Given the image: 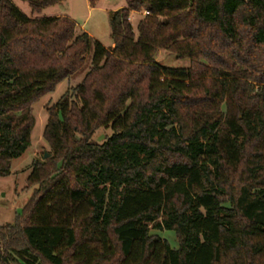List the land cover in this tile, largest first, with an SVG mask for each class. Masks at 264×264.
Returning a JSON list of instances; mask_svg holds the SVG:
<instances>
[{"label":"trees","instance_id":"16d2710c","mask_svg":"<svg viewBox=\"0 0 264 264\" xmlns=\"http://www.w3.org/2000/svg\"><path fill=\"white\" fill-rule=\"evenodd\" d=\"M125 1L107 48L0 0V176L30 145L32 103L83 73L47 108L49 156L0 225V264H264V0Z\"/></svg>","mask_w":264,"mask_h":264},{"label":"rangeland","instance_id":"374dc122","mask_svg":"<svg viewBox=\"0 0 264 264\" xmlns=\"http://www.w3.org/2000/svg\"><path fill=\"white\" fill-rule=\"evenodd\" d=\"M21 12L31 17H51L56 14L71 18L79 29L82 26L83 31L94 34L103 46L109 48L112 45L109 29V11L118 7L119 4L125 6V0H99L94 7H91L88 0H63L60 4L46 7L40 14H31L28 4L22 0H10ZM119 9V8H117ZM144 12L131 11L129 20L133 30L136 33L138 21L142 18ZM156 61L163 66L187 67L188 58H177L175 55L159 50L155 54ZM83 73L70 80L58 82L53 91L43 95L32 103V115L34 123L30 133V145L17 158L10 161V173L7 176H0V225L12 224L16 213H19L22 207L28 202L34 189L32 186L27 188V177L31 170V164L34 159H41L44 153L49 156L50 148L43 139V129L47 119V108L56 102L64 91L75 86L82 78ZM110 134L109 129L99 128L93 135L96 142H102ZM47 156V157H48ZM151 232H155L151 230ZM162 237L169 240L172 246L177 245L174 234L170 231L160 232Z\"/></svg>","mask_w":264,"mask_h":264},{"label":"crops","instance_id":"0c3cea01","mask_svg":"<svg viewBox=\"0 0 264 264\" xmlns=\"http://www.w3.org/2000/svg\"><path fill=\"white\" fill-rule=\"evenodd\" d=\"M121 7H124V6L119 4L118 7L114 8L113 10H110V11H109V16H110V13H111L112 11L116 10L117 8H121ZM54 16H59V15L56 14V15H54ZM60 16H61V15H60ZM51 17H53V16H51ZM70 19H71V18H70ZM130 23H131V22H130ZM131 25H132V24H131ZM79 29H80V30H83V29H82V26H80ZM87 33H88L91 37H93L94 39H97V38H95V37H97V36H95V35L92 34L91 32L87 31Z\"/></svg>","mask_w":264,"mask_h":264},{"label":"water","instance_id":"95a60500","mask_svg":"<svg viewBox=\"0 0 264 264\" xmlns=\"http://www.w3.org/2000/svg\"><path fill=\"white\" fill-rule=\"evenodd\" d=\"M48 155H47V153H44V158H46Z\"/></svg>","mask_w":264,"mask_h":264},{"label":"built area","instance_id":"2783aa9c","mask_svg":"<svg viewBox=\"0 0 264 264\" xmlns=\"http://www.w3.org/2000/svg\"><path fill=\"white\" fill-rule=\"evenodd\" d=\"M147 12H144V14H146Z\"/></svg>","mask_w":264,"mask_h":264}]
</instances>
